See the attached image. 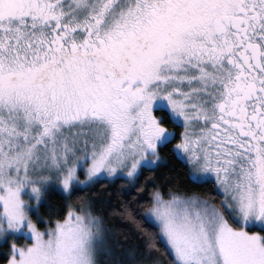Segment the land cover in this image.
<instances>
[{"label": "snow or ice", "instance_id": "obj_1", "mask_svg": "<svg viewBox=\"0 0 264 264\" xmlns=\"http://www.w3.org/2000/svg\"><path fill=\"white\" fill-rule=\"evenodd\" d=\"M165 153L218 200H136ZM117 181L144 251L69 202ZM0 244L6 264H264V0H0Z\"/></svg>", "mask_w": 264, "mask_h": 264}, {"label": "trees", "instance_id": "obj_2", "mask_svg": "<svg viewBox=\"0 0 264 264\" xmlns=\"http://www.w3.org/2000/svg\"><path fill=\"white\" fill-rule=\"evenodd\" d=\"M166 156V163L163 167L157 169L154 173H145L141 177V183L144 185L142 192L139 196H136V200H140L141 197L147 199L148 193L152 187V181H155L158 185H163L164 190H168L170 185L173 190L187 193V194H198L204 198H210L218 200L217 192L214 186V182H209L206 184H193L186 175L185 166L171 154H164ZM128 185L124 184V189H127ZM121 190V182L117 181L116 183H105L103 187L96 184L93 185L90 189H85L83 192L78 193L76 196H73L69 201L73 206H77L80 203V199L77 197H86L92 202L94 206L103 214L117 238L120 242L127 247H137L140 250L144 251L146 248L145 241L147 236L145 233L141 232V229L150 232L153 230L152 225L144 223L143 216L137 212L136 201H132L131 210L135 213V222L129 219H124L119 215L112 214L113 209L117 211L125 200H131L129 196H117V193ZM136 193L133 190V196ZM49 202L53 205L52 210L59 214L65 207V201L60 196H52L49 198ZM142 202V201H141ZM41 211L48 216L47 208H42ZM258 230V229H253ZM126 238V239H125ZM159 244V242H157ZM0 249L8 251V245L5 247L2 246ZM154 256H158L160 264H167V257L162 251H154L152 253ZM151 257L145 259L144 264H150ZM0 264H6V256H0Z\"/></svg>", "mask_w": 264, "mask_h": 264}, {"label": "rangeland", "instance_id": "obj_3", "mask_svg": "<svg viewBox=\"0 0 264 264\" xmlns=\"http://www.w3.org/2000/svg\"><path fill=\"white\" fill-rule=\"evenodd\" d=\"M20 243H22V241H19ZM7 244H0V247H2V246H6ZM6 250H4V249H0V256H6Z\"/></svg>", "mask_w": 264, "mask_h": 264}]
</instances>
